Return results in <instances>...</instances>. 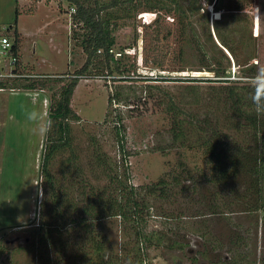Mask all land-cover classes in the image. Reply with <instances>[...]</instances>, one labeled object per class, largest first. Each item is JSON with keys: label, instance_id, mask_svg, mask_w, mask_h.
Returning a JSON list of instances; mask_svg holds the SVG:
<instances>
[{"label": "rangeland", "instance_id": "obj_1", "mask_svg": "<svg viewBox=\"0 0 264 264\" xmlns=\"http://www.w3.org/2000/svg\"><path fill=\"white\" fill-rule=\"evenodd\" d=\"M178 1L181 7L171 0H119L101 13L111 21L114 49L132 53L117 59L124 74L80 76L71 100L80 119L69 120L68 143L51 156L47 177L41 172L44 154L59 133L51 123V130L41 134L38 124L49 121L53 92L62 84L55 80L67 81L86 60L83 29L73 21L75 5L69 0H0V23L15 24L20 33L24 72L54 85L45 91H0V264H44L46 251L51 264H68L67 256L57 263V236L47 246L31 245L41 219L55 220L50 188H103L127 165L128 183L143 196V188L171 168L182 165L189 171L165 197L151 200L145 228L155 238L161 233L186 245H151L145 249L147 264H192L193 258L213 264L230 252L234 233L247 238L251 258L264 264L263 217L249 210L254 199L243 197L254 191L249 176L243 170L233 173L229 160L225 182H195L191 175L209 166L201 143L218 152L254 146V133L230 97L241 92L249 98V90L241 88L250 86L246 70L252 64L256 71L264 69V0ZM141 11L157 14L145 21ZM214 65L227 68L230 82L188 79L220 78L207 70ZM248 98L242 108L253 112ZM31 111L42 119L29 121ZM109 232L113 253L134 242L123 228ZM69 238L66 255L80 249L78 238ZM205 246L215 249L203 258L199 251Z\"/></svg>", "mask_w": 264, "mask_h": 264}, {"label": "trees", "instance_id": "obj_2", "mask_svg": "<svg viewBox=\"0 0 264 264\" xmlns=\"http://www.w3.org/2000/svg\"><path fill=\"white\" fill-rule=\"evenodd\" d=\"M69 2L75 5V11L72 13L73 21L77 25H81L83 29L81 45L86 54V60L75 71L74 75L68 76L70 78L67 81L63 77L55 80L56 83L60 81L62 84L53 92L48 117L49 121L57 127L59 140L50 146L49 152L44 154L41 172H45L47 177L51 175L48 171L51 156L57 149L63 148L68 143L69 120L72 118L80 119L71 105L80 76L105 75V73L113 74L114 72L124 74L126 71V69H122L121 61L117 60L114 53L110 52V49L114 48L116 38L112 32L111 21L101 15L105 9L119 3V0L107 4L100 3L98 0H69ZM142 2L143 0H140V3ZM171 2L174 3L175 7H181L178 0H171ZM154 7L151 5V8ZM18 16L17 7L15 21H17ZM223 44L230 52L234 53L233 48L224 41ZM215 65L207 70L214 71L215 75L220 78L188 79L230 82L227 68L225 66L216 67ZM253 65L246 70V76L252 77L257 73ZM40 78L43 76L14 80L11 85L30 90L47 89L54 86L44 82L48 79ZM233 87H230L232 88L231 92L234 90ZM241 88L249 90V98L240 92L235 96L231 94L230 100H232V105L235 106L237 114L248 121L249 127L254 133V146L249 151L247 147H241L238 150L229 149L218 152L212 144L201 143L199 146H205L206 161L209 166L207 170L200 168L191 175L195 182L203 180L225 182L230 178L225 162L229 160L233 167L231 169L233 173L243 170L249 176V186L252 185L254 191L251 195L245 194L243 197L250 196V199H254L255 204L249 210L259 211L257 213L263 217L262 224L264 225V115L257 114L255 109L252 110L253 112H246L242 108L245 106L247 98L250 99L253 89L251 86ZM113 100V97L109 96V103H112ZM248 106H253L251 99ZM124 163H128L126 158ZM128 170L127 165L124 167L123 175L114 174L110 177V184L103 188H77V190L75 188H50L53 201L51 213L52 219L55 220L45 221L44 218L41 219L37 228L32 232L31 245L36 247L38 242L47 246L50 239L54 240L57 236V263L58 258L60 260V258L67 256L69 257L68 264H147L148 254L145 249L151 245L165 243L168 249L185 247L186 244L178 239L165 240L161 233H157L155 238L154 232H147L145 228L147 227V216H150V209L153 206L151 200L155 197H165L170 185L180 183L181 175L189 173V171L182 165L171 168L167 176L162 177L156 183L146 185L143 188L145 189L143 196L141 191L138 192L139 187L128 183L130 179ZM113 182L115 185L112 187ZM68 192L72 193V197L68 195ZM115 227L123 228L126 234H131L132 242L134 239L132 245L124 248L121 254L113 253L115 251L112 249L111 240L108 236L109 231ZM74 235L78 238L80 249L76 253L66 255V248L69 244L67 242L71 236L75 239ZM37 237L38 239H36ZM229 245L230 252L226 256L223 254L222 258L213 259V264H261V262H257L258 259L251 258L253 250H250V243L242 234L234 233L232 238H229ZM211 247L213 250L215 249V246ZM213 250H207L205 246L199 252L205 258ZM44 256L45 261L43 263L51 264L50 252L46 251ZM192 264H197L196 258H193Z\"/></svg>", "mask_w": 264, "mask_h": 264}, {"label": "built area", "instance_id": "obj_3", "mask_svg": "<svg viewBox=\"0 0 264 264\" xmlns=\"http://www.w3.org/2000/svg\"><path fill=\"white\" fill-rule=\"evenodd\" d=\"M75 11V9L73 10ZM148 19V15H144ZM116 59L121 58L123 54H131V50L124 52L110 49ZM22 47L20 42V33L15 24L0 23V90H24L23 88L11 85L14 80L29 79L35 77L34 74L24 72L22 64ZM41 77V76H37ZM45 91V89H35Z\"/></svg>", "mask_w": 264, "mask_h": 264}, {"label": "clouds", "instance_id": "obj_4", "mask_svg": "<svg viewBox=\"0 0 264 264\" xmlns=\"http://www.w3.org/2000/svg\"><path fill=\"white\" fill-rule=\"evenodd\" d=\"M248 83L252 87L253 92L250 97L251 102L257 114L264 115V69H258L257 73L248 78ZM27 119L32 122H38L42 118L35 111L27 114ZM51 130V121L47 123H39L38 131L41 134H47Z\"/></svg>", "mask_w": 264, "mask_h": 264}, {"label": "flooded vegetation", "instance_id": "obj_5", "mask_svg": "<svg viewBox=\"0 0 264 264\" xmlns=\"http://www.w3.org/2000/svg\"><path fill=\"white\" fill-rule=\"evenodd\" d=\"M157 14V12H153V11H141L139 13V16H141L142 18H144L145 21H149V20H152V15H155ZM144 15H148V19H145L146 17ZM206 264H207V261H204Z\"/></svg>", "mask_w": 264, "mask_h": 264}, {"label": "crops", "instance_id": "obj_6", "mask_svg": "<svg viewBox=\"0 0 264 264\" xmlns=\"http://www.w3.org/2000/svg\"><path fill=\"white\" fill-rule=\"evenodd\" d=\"M0 91L2 92V91H6V90H0ZM2 108H3V106H0V110H1L0 112H2V111H3V109H2Z\"/></svg>", "mask_w": 264, "mask_h": 264}]
</instances>
